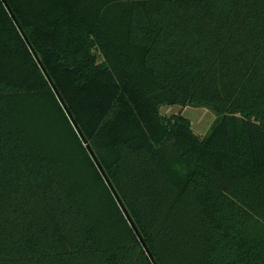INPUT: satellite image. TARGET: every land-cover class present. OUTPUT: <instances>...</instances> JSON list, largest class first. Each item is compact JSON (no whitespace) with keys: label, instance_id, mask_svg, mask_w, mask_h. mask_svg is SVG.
Masks as SVG:
<instances>
[{"label":"trees","instance_id":"trees-1","mask_svg":"<svg viewBox=\"0 0 264 264\" xmlns=\"http://www.w3.org/2000/svg\"><path fill=\"white\" fill-rule=\"evenodd\" d=\"M0 264H264V0H0Z\"/></svg>","mask_w":264,"mask_h":264},{"label":"rangeland","instance_id":"rangeland-1","mask_svg":"<svg viewBox=\"0 0 264 264\" xmlns=\"http://www.w3.org/2000/svg\"><path fill=\"white\" fill-rule=\"evenodd\" d=\"M163 116L169 117L179 115L188 119L191 123L194 136L202 140L207 137L212 126L215 123L216 117L204 109H192L189 107L166 106L160 109Z\"/></svg>","mask_w":264,"mask_h":264},{"label":"water","instance_id":"water-1","mask_svg":"<svg viewBox=\"0 0 264 264\" xmlns=\"http://www.w3.org/2000/svg\"><path fill=\"white\" fill-rule=\"evenodd\" d=\"M125 212V211H124ZM125 216H126V218L129 220V222H131V220H130V218H129V216H128V214L125 212ZM144 246V245H143ZM149 257H150V259H152L151 258V255H149Z\"/></svg>","mask_w":264,"mask_h":264}]
</instances>
